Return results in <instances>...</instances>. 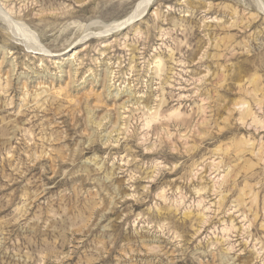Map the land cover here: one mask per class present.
I'll return each instance as SVG.
<instances>
[{
    "label": "rangeland",
    "instance_id": "rangeland-1",
    "mask_svg": "<svg viewBox=\"0 0 264 264\" xmlns=\"http://www.w3.org/2000/svg\"><path fill=\"white\" fill-rule=\"evenodd\" d=\"M141 2L0 0V264H264V0Z\"/></svg>",
    "mask_w": 264,
    "mask_h": 264
},
{
    "label": "bare ground",
    "instance_id": "bare-ground-1",
    "mask_svg": "<svg viewBox=\"0 0 264 264\" xmlns=\"http://www.w3.org/2000/svg\"><path fill=\"white\" fill-rule=\"evenodd\" d=\"M153 1L154 0H142V2L138 5V6H136L135 7V10L133 11V13H132V15L129 17V19L128 20H124V24L125 23H127V22H132V21H134L135 20V18H137L138 16H141L143 13H145L146 12V10L151 6V4L153 3ZM2 13V12H1ZM1 16V15H0ZM7 19V18H6ZM7 21H9L8 19H7ZM11 22V21H10ZM123 23H121V25H122ZM123 24V25H124ZM18 25V24H17ZM19 26V25H18ZM20 27V26H19ZM24 32V31H23ZM27 32H25V34H26ZM22 34V33H21ZM26 36V35H25ZM29 36V35H28ZM29 39V38H28ZM32 39V38H31ZM39 43V42H38ZM26 44H28V48H32L33 50H36L37 52H39V54L41 53V54H43V53H48V51H46L43 47H41L40 45H38L37 43H35V45L34 44H31V43H29V42H27ZM45 51V52H44ZM161 65L163 64V63H160ZM60 67V66H59ZM161 67V66H160ZM61 68V67H60ZM160 70V69H159ZM158 70V71H159ZM62 72H65L63 69H62ZM160 72V71H159ZM129 93V92H128ZM135 96V95H134ZM141 101V100H140ZM147 102V101H146ZM146 104V103H145ZM147 106V105H146ZM148 107V106H147ZM149 112V111H148ZM152 112V111H151ZM153 112H155V111H153ZM247 112H248V110H247ZM156 114H158L157 112H155ZM154 113V114H155ZM155 114V115H156ZM243 114H244V112H243ZM154 115V116H155ZM150 116H152V115H150Z\"/></svg>",
    "mask_w": 264,
    "mask_h": 264
}]
</instances>
